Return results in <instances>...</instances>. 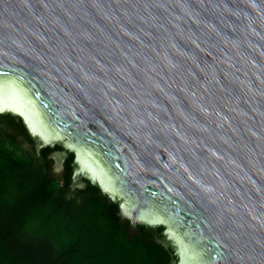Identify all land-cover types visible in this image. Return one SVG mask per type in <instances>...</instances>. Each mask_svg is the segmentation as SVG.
<instances>
[{"label":"water","instance_id":"95a60500","mask_svg":"<svg viewBox=\"0 0 264 264\" xmlns=\"http://www.w3.org/2000/svg\"><path fill=\"white\" fill-rule=\"evenodd\" d=\"M6 113L170 264H264V0H0Z\"/></svg>","mask_w":264,"mask_h":264},{"label":"trees","instance_id":"16d2710c","mask_svg":"<svg viewBox=\"0 0 264 264\" xmlns=\"http://www.w3.org/2000/svg\"><path fill=\"white\" fill-rule=\"evenodd\" d=\"M17 117L0 114V264H170L161 227L121 220L117 203L88 182L73 188V153L56 172Z\"/></svg>","mask_w":264,"mask_h":264},{"label":"flooded vegetation","instance_id":"af4514ba","mask_svg":"<svg viewBox=\"0 0 264 264\" xmlns=\"http://www.w3.org/2000/svg\"><path fill=\"white\" fill-rule=\"evenodd\" d=\"M34 140V139H33ZM35 141V140H34ZM34 146H35V148L36 149H40L41 147H43V146H38V144H37V142L35 141V144H34ZM63 148V147H62ZM71 151H69V150H67V149H65V148H63L62 150H57V151H54V152H52V156H58L57 154H59V155H61V162H60V169H59V171L58 172H60L62 169H63V163H64V161H63V159L65 158V157H67L68 155V153H70ZM56 161V160H55ZM55 161H54V169H55ZM73 161V160H72ZM72 165H73V162H72ZM88 182H90L89 180H87L86 178H84L83 176H80V175H78V176H75L74 175V165H73V179L70 181V185L73 187V188H83L84 186H86V184L88 183ZM91 183V182H90ZM95 186H97V185H95ZM98 187V186H97ZM98 189H99V191H100V193L102 194V195H104V196H106L110 201H112V202H115V203H117L116 201H114V200H112L107 194H105L104 192H102L101 191V189L98 187ZM116 211H117V213L119 214V216L121 217V220H129L130 221V223H128V229L130 230V232L132 233V234H134L135 232H136V225H134L132 222H131V220L129 219V218H125V217H122L121 215H120V207H119V204L117 203V208H116ZM161 237V236H160ZM159 238V237H158ZM166 248V247H165ZM166 249H169L170 250V259H169V262H171V260L173 259V252H172V250L170 249V248H166Z\"/></svg>","mask_w":264,"mask_h":264},{"label":"rangeland","instance_id":"374dc122","mask_svg":"<svg viewBox=\"0 0 264 264\" xmlns=\"http://www.w3.org/2000/svg\"><path fill=\"white\" fill-rule=\"evenodd\" d=\"M60 155L58 156H53V158L56 160L55 161V171L58 172L59 169H60V162H61V156L59 157Z\"/></svg>","mask_w":264,"mask_h":264}]
</instances>
